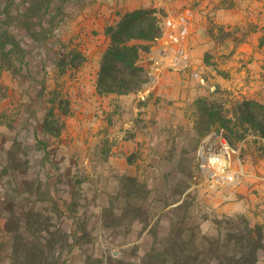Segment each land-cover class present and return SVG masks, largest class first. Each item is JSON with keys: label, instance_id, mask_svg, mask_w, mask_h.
I'll list each match as a JSON object with an SVG mask.
<instances>
[{"label": "rangeland", "instance_id": "rangeland-1", "mask_svg": "<svg viewBox=\"0 0 264 264\" xmlns=\"http://www.w3.org/2000/svg\"><path fill=\"white\" fill-rule=\"evenodd\" d=\"M138 8L161 35L107 91L105 28ZM263 38L264 0H0V264H143L178 215L264 227Z\"/></svg>", "mask_w": 264, "mask_h": 264}, {"label": "trees", "instance_id": "trees-1", "mask_svg": "<svg viewBox=\"0 0 264 264\" xmlns=\"http://www.w3.org/2000/svg\"><path fill=\"white\" fill-rule=\"evenodd\" d=\"M105 33L111 41L106 48L98 72V83L107 91L120 92L117 84L131 90L133 81L127 78L128 72L138 67L140 44L133 40H154L161 35L156 16L150 10L138 8L125 12L116 24L106 26ZM264 38L262 39V43ZM208 124L222 116L214 110L205 108ZM249 122L255 124L264 138V122L249 106H245ZM50 114H54L51 110ZM45 127L52 133L51 123L46 120ZM186 216L174 217L163 247L153 246L143 256V264H257L264 251V227L260 223L252 225L244 216L229 218L224 234H203L188 230ZM188 230V231H187ZM40 246H36L37 249ZM44 253V250L41 249Z\"/></svg>", "mask_w": 264, "mask_h": 264}, {"label": "built area", "instance_id": "built-area-1", "mask_svg": "<svg viewBox=\"0 0 264 264\" xmlns=\"http://www.w3.org/2000/svg\"><path fill=\"white\" fill-rule=\"evenodd\" d=\"M185 59V56L181 52L170 55L168 61L171 65L182 66L184 64H187Z\"/></svg>", "mask_w": 264, "mask_h": 264}, {"label": "bare ground", "instance_id": "bare-ground-1", "mask_svg": "<svg viewBox=\"0 0 264 264\" xmlns=\"http://www.w3.org/2000/svg\"><path fill=\"white\" fill-rule=\"evenodd\" d=\"M218 159H219V164H218V165H222V164H224V159L221 158V156H219Z\"/></svg>", "mask_w": 264, "mask_h": 264}]
</instances>
